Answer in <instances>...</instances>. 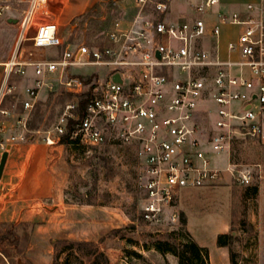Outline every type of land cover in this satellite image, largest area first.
<instances>
[{"label": "built area", "instance_id": "built-area-1", "mask_svg": "<svg viewBox=\"0 0 264 264\" xmlns=\"http://www.w3.org/2000/svg\"><path fill=\"white\" fill-rule=\"evenodd\" d=\"M47 1L0 0V18L18 13L9 59L12 72H22L25 64L34 70L18 130L9 133L7 120L0 123L3 152L29 139L27 111L45 85L52 87L46 78L57 73L75 99L65 105L54 129L44 132V140L57 145L69 133L72 142L134 147L144 166L147 221L160 223L165 207L173 205L183 190L213 187L225 174L243 185L252 182L251 171L237 172L230 156L237 137L264 144V0L248 3L245 15L218 12L213 23L210 17L221 0L192 2L189 13L194 16L178 20L167 17L174 0H136L134 16L116 20L104 43L68 44L55 58L19 62L20 50L29 40L40 48L64 45L55 21L37 24L38 11ZM223 24L242 26L228 43L236 58L222 59L213 45ZM86 64L103 71L90 80L69 73ZM8 80L3 92L0 88V113L6 117L9 110L1 103ZM214 156H226L227 164H219ZM178 217L173 212L170 220Z\"/></svg>", "mask_w": 264, "mask_h": 264}, {"label": "rangeland", "instance_id": "rangeland-1", "mask_svg": "<svg viewBox=\"0 0 264 264\" xmlns=\"http://www.w3.org/2000/svg\"><path fill=\"white\" fill-rule=\"evenodd\" d=\"M114 2L103 0L79 19L70 35L71 43H104L108 30L122 16V9ZM47 20L42 18L37 24ZM16 34L17 26L4 17L0 18V88L5 80L4 72ZM59 54L61 49L35 47L28 41L20 50L17 60H46ZM20 67L22 72L13 71L8 78L7 85L11 91L7 89L3 98V108L9 110V115L6 117L0 113V123L7 120L9 133L18 130L17 119L25 110V90L34 85L33 66L25 64ZM99 71L103 69L86 64L70 68L69 73L92 79ZM46 82L52 87L45 85L35 106L27 111L28 127H32L30 130L41 139L45 131L54 129L65 105L75 99L60 83L57 73L47 77ZM1 89L3 92L4 87ZM57 145L50 157V164L57 172L62 204L45 207L50 211L59 208V214L51 216L46 213L42 221L12 230L2 227L3 236L7 238L1 250L9 251L13 262L92 264L97 254L102 252L105 257L99 259L101 264H177L178 258L171 252H160L154 245L155 241L165 238L171 232H175L172 237L175 243L193 238L181 219L185 216L187 219V212H191L193 207H200L201 203H204L206 211L212 210L213 201L227 207L232 230L239 233L235 234L234 242L241 243L245 237H255V234L259 240V229L256 232L253 230L247 222V216L251 210L264 209L262 143L237 137L232 144L231 162L237 164V172L244 169L251 171L250 184H240L231 174H225L227 177L213 187L185 189L173 205L165 207L160 223L147 221L143 216L147 196L143 188L144 166L136 158L134 147L93 145L85 141H69ZM214 157L223 166L228 162L226 156ZM173 212L179 216L176 221L170 220ZM240 229L248 230L246 236ZM16 235L18 242L12 243ZM77 242L86 244L79 247ZM242 264H264V248H258L256 256Z\"/></svg>", "mask_w": 264, "mask_h": 264}, {"label": "crops", "instance_id": "crops-1", "mask_svg": "<svg viewBox=\"0 0 264 264\" xmlns=\"http://www.w3.org/2000/svg\"><path fill=\"white\" fill-rule=\"evenodd\" d=\"M102 1L48 0L42 10L38 11L39 21H37L40 22L42 18H47L48 20L45 22L55 21L57 23L58 33L62 37L64 45L52 48L61 49L62 53L66 45L72 44L70 35L75 24ZM197 1H172L167 17L173 20L193 17L194 15L189 13L190 3ZM250 2L258 5L259 0H221L215 7L210 22H215L217 13L222 11H240L242 15H245L247 4ZM114 3L122 9L120 18L124 19L132 18L138 8L136 0H115ZM17 15V12L11 13L7 21L12 17L18 18ZM13 24L16 25V23ZM241 31L242 26L240 25H222L219 37L213 40V45L222 59L236 58L237 55L229 52L228 43L235 40ZM35 32L36 26L30 29L29 36L32 38ZM4 73H6V68ZM57 147L58 145H50L44 138L41 139L35 132H31L27 141L12 144L8 150L7 160L0 178L1 264H26L22 261L13 262L11 256H6L2 252L1 245L7 238L6 235L3 236L4 228L5 230L13 229L22 224L42 221V217L46 213L51 216L59 214V208L50 211L45 207L46 205L62 204L57 172L50 164V157ZM2 154L3 151L0 149V160ZM226 177L224 176L222 180ZM211 203L213 206L210 211L204 209V203H201L200 207L190 209L191 212H187L185 227L199 245L208 249L209 264H231L230 247L219 245L218 236L227 233H232L235 236L239 233L232 230V220L227 207L224 208L221 203L216 201ZM247 222L255 232L259 229V240L255 234V237L251 235L245 237L241 243L233 242L232 248L238 253V264L249 261L256 256L258 248H264V209L251 210L247 216ZM39 227L41 226L39 225ZM240 232L246 236L248 230L240 229Z\"/></svg>", "mask_w": 264, "mask_h": 264}, {"label": "trees", "instance_id": "trees-1", "mask_svg": "<svg viewBox=\"0 0 264 264\" xmlns=\"http://www.w3.org/2000/svg\"><path fill=\"white\" fill-rule=\"evenodd\" d=\"M90 80V78L88 79ZM84 100H82L81 104L84 105ZM1 107H4V101L1 103ZM30 129H33L30 127ZM69 142V133H66L62 137V143ZM181 222L185 224L186 219H181ZM27 224H22V226H26ZM12 230V229H10ZM175 232L169 233L165 238L158 239L155 241V247L162 253L171 252L178 258L177 264H209V252L208 249L199 245L193 238L185 239L180 243H175L172 240ZM18 236L16 235L13 238L12 243L18 242ZM26 238V235H25ZM236 236L232 233L220 234L218 236L219 245L229 246L230 247V256H231V264H238V253L233 250L232 244L235 240ZM86 242H77V246H83ZM2 252L6 256H10L11 254L7 250H2ZM18 252H21L19 250ZM101 257H105V254L99 252L97 257L93 259L92 264H101L99 259ZM68 264V263H65Z\"/></svg>", "mask_w": 264, "mask_h": 264}, {"label": "water", "instance_id": "water-1", "mask_svg": "<svg viewBox=\"0 0 264 264\" xmlns=\"http://www.w3.org/2000/svg\"><path fill=\"white\" fill-rule=\"evenodd\" d=\"M8 21L10 23H16L18 21V18L12 17ZM158 56L160 57V53L159 52H158ZM114 79L115 80H120L119 74H115ZM8 150H9V148L3 152L1 160H0V178H1L4 166H5V163H6V160H7Z\"/></svg>", "mask_w": 264, "mask_h": 264}, {"label": "bare ground", "instance_id": "bare-ground-1", "mask_svg": "<svg viewBox=\"0 0 264 264\" xmlns=\"http://www.w3.org/2000/svg\"><path fill=\"white\" fill-rule=\"evenodd\" d=\"M11 72H12V62L11 61H8L7 62V67H6V73H5V81L3 82V87H5L6 82H7L8 78L11 75Z\"/></svg>", "mask_w": 264, "mask_h": 264}]
</instances>
